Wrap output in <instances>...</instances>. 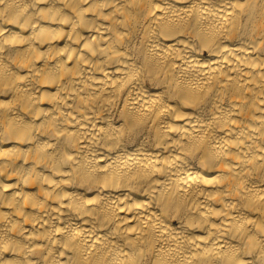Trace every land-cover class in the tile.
I'll return each instance as SVG.
<instances>
[{"label": "bare ground", "instance_id": "obj_1", "mask_svg": "<svg viewBox=\"0 0 264 264\" xmlns=\"http://www.w3.org/2000/svg\"><path fill=\"white\" fill-rule=\"evenodd\" d=\"M0 264H264V0H0Z\"/></svg>", "mask_w": 264, "mask_h": 264}]
</instances>
